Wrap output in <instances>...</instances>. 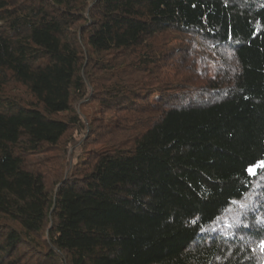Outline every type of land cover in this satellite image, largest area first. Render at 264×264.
Returning a JSON list of instances; mask_svg holds the SVG:
<instances>
[{
	"label": "trees",
	"instance_id": "1",
	"mask_svg": "<svg viewBox=\"0 0 264 264\" xmlns=\"http://www.w3.org/2000/svg\"><path fill=\"white\" fill-rule=\"evenodd\" d=\"M262 161L264 0H0V264H264Z\"/></svg>",
	"mask_w": 264,
	"mask_h": 264
},
{
	"label": "rangeland",
	"instance_id": "2",
	"mask_svg": "<svg viewBox=\"0 0 264 264\" xmlns=\"http://www.w3.org/2000/svg\"><path fill=\"white\" fill-rule=\"evenodd\" d=\"M87 105H89V106H87V108H86V110H85V113H90V114H92V112H96L95 111V109H93L92 111H89L88 109L89 108H91L92 106L94 107V108H99V106H97L98 105V103H95V102H93V104H87ZM77 106H78V104H77ZM109 115V114H108ZM110 115H113V114H110ZM114 116V115H113ZM115 117V116H114ZM71 137V139L73 138L75 141H76V139H79V137H80V135L79 134H76V133H74V132H71L70 134H69V136H68V138H67V140H66V142L64 143V144H62V145H60L61 146V149L63 148L64 150H65V148H66V145H67V141H68V139ZM84 136H82V138H83ZM72 150H74V149H72ZM71 150V151H72ZM40 155H44L42 158H40V159H45L47 156L46 155H48L49 157H52V159H54V162H52L51 163V166H59V165H61V161L63 160H68V159H70L69 157H70V155H71V152L69 151V152H67V151H64V153H63V151L62 152H60V151H58V152H56V154L55 153H53V154H40ZM34 161H39L38 159H35ZM58 162V163H57ZM70 162H72V160L70 161Z\"/></svg>",
	"mask_w": 264,
	"mask_h": 264
},
{
	"label": "snow or ice",
	"instance_id": "3",
	"mask_svg": "<svg viewBox=\"0 0 264 264\" xmlns=\"http://www.w3.org/2000/svg\"><path fill=\"white\" fill-rule=\"evenodd\" d=\"M257 167L264 168V161L260 162V164L257 165ZM248 173H249L250 176H256V175H257V173H256V169H255L254 167H250V168L248 169ZM259 175H260L261 177H264V171H262L261 173H259ZM241 207H245V205H241ZM237 223L239 224V221H238ZM244 226L246 227L247 225H244ZM258 248H259L260 253H261L262 255H264V240H261V241L259 242ZM253 251H256V249H253Z\"/></svg>",
	"mask_w": 264,
	"mask_h": 264
}]
</instances>
